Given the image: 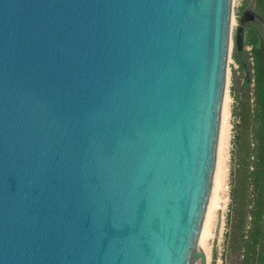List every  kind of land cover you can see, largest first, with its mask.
Segmentation results:
<instances>
[{"label": "water", "instance_id": "1", "mask_svg": "<svg viewBox=\"0 0 264 264\" xmlns=\"http://www.w3.org/2000/svg\"><path fill=\"white\" fill-rule=\"evenodd\" d=\"M232 23L233 0H0V264H208Z\"/></svg>", "mask_w": 264, "mask_h": 264}, {"label": "trees", "instance_id": "2", "mask_svg": "<svg viewBox=\"0 0 264 264\" xmlns=\"http://www.w3.org/2000/svg\"><path fill=\"white\" fill-rule=\"evenodd\" d=\"M264 19V0H256ZM253 47L252 86L233 107L230 203L226 217L224 264H264V80L260 40L247 32Z\"/></svg>", "mask_w": 264, "mask_h": 264}, {"label": "bare ground", "instance_id": "3", "mask_svg": "<svg viewBox=\"0 0 264 264\" xmlns=\"http://www.w3.org/2000/svg\"><path fill=\"white\" fill-rule=\"evenodd\" d=\"M231 140V112L226 90L213 189L199 241V248L203 250L207 256L208 264H211L213 249L216 247L218 250L224 239V213L229 202ZM195 264H200V261Z\"/></svg>", "mask_w": 264, "mask_h": 264}, {"label": "rangeland", "instance_id": "4", "mask_svg": "<svg viewBox=\"0 0 264 264\" xmlns=\"http://www.w3.org/2000/svg\"><path fill=\"white\" fill-rule=\"evenodd\" d=\"M257 1L256 0H233V24L231 32V48L228 62V81H227V97L230 102L231 112V126L233 136V107L236 104L237 97L245 94L249 86H252V79L254 75V57L253 47L248 44L247 32L245 34L244 48L239 51L237 46V35L240 20L243 18L244 13L247 11L256 12ZM232 142V140H231ZM232 147V143H231ZM230 178H231V150H230V173H229V192H228V206L224 213V239L220 248L217 250V264H224V252H225V231H226V217L230 203Z\"/></svg>", "mask_w": 264, "mask_h": 264}]
</instances>
